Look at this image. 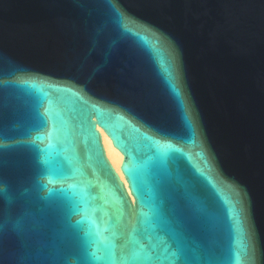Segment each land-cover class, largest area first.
<instances>
[{
	"label": "water",
	"instance_id": "water-1",
	"mask_svg": "<svg viewBox=\"0 0 264 264\" xmlns=\"http://www.w3.org/2000/svg\"><path fill=\"white\" fill-rule=\"evenodd\" d=\"M0 189V264H264V0H0Z\"/></svg>",
	"mask_w": 264,
	"mask_h": 264
},
{
	"label": "bare ground",
	"instance_id": "bare-ground-1",
	"mask_svg": "<svg viewBox=\"0 0 264 264\" xmlns=\"http://www.w3.org/2000/svg\"><path fill=\"white\" fill-rule=\"evenodd\" d=\"M100 134L107 159L109 160V162L111 163L112 167L115 169L117 174L120 176V178L124 181L123 176L119 170V166L122 161L121 154L116 149L113 148L109 138L104 134L102 130H100Z\"/></svg>",
	"mask_w": 264,
	"mask_h": 264
},
{
	"label": "snow or ice",
	"instance_id": "snow-or-ice-1",
	"mask_svg": "<svg viewBox=\"0 0 264 264\" xmlns=\"http://www.w3.org/2000/svg\"><path fill=\"white\" fill-rule=\"evenodd\" d=\"M0 191H2V189H0ZM132 243L131 240H125L120 245V260L122 262L136 261L139 259V256L133 251Z\"/></svg>",
	"mask_w": 264,
	"mask_h": 264
}]
</instances>
